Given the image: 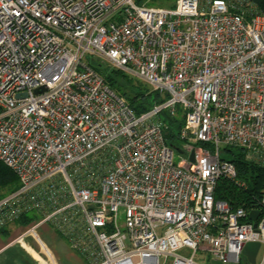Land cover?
<instances>
[{
	"label": "built area",
	"instance_id": "1",
	"mask_svg": "<svg viewBox=\"0 0 264 264\" xmlns=\"http://www.w3.org/2000/svg\"><path fill=\"white\" fill-rule=\"evenodd\" d=\"M137 3L0 0V163L18 179L0 198V232L32 218L13 243L30 237L49 258L46 225L86 264H197L198 251L249 264L251 242L264 264V194L256 228L214 199L220 178L244 186L221 148L264 168V17L251 0ZM94 56L163 102L134 116ZM177 107L174 149L159 115Z\"/></svg>",
	"mask_w": 264,
	"mask_h": 264
},
{
	"label": "trees",
	"instance_id": "2",
	"mask_svg": "<svg viewBox=\"0 0 264 264\" xmlns=\"http://www.w3.org/2000/svg\"><path fill=\"white\" fill-rule=\"evenodd\" d=\"M257 7V10L264 17V0H251ZM139 3L142 0H138ZM176 0L170 3L169 7L175 5ZM87 64L106 82L108 87L123 97L134 116L139 117L155 105L161 104L164 100L159 93L153 92L150 88L142 83L131 86L127 80L138 79L131 77L124 72L111 68L110 71L102 70L100 65L95 64L88 59ZM184 114L180 107L176 108V113L170 116L166 111L161 112L159 118L164 124L163 137L170 147L176 149L181 140L179 138L180 130L184 123ZM221 160L228 161L233 164L236 170V180L243 184V187L235 185L233 182L220 178L214 190V199L216 201L225 202L231 210L243 209L246 213L255 211L258 208L261 197L264 194V168L248 161L242 149L224 147L222 148ZM18 188V179L16 175L2 163H0V194L3 196L13 192ZM4 193V194H3ZM32 218H24L20 223L27 224ZM248 221V220H247Z\"/></svg>",
	"mask_w": 264,
	"mask_h": 264
},
{
	"label": "crops",
	"instance_id": "3",
	"mask_svg": "<svg viewBox=\"0 0 264 264\" xmlns=\"http://www.w3.org/2000/svg\"><path fill=\"white\" fill-rule=\"evenodd\" d=\"M30 222L26 225L17 222L0 232V264H85V261L68 247L63 238L46 225L40 226L37 233L50 254L49 258L30 237H25L21 244L13 243L24 233ZM260 258L261 253L257 256L256 264L259 263Z\"/></svg>",
	"mask_w": 264,
	"mask_h": 264
},
{
	"label": "rangeland",
	"instance_id": "4",
	"mask_svg": "<svg viewBox=\"0 0 264 264\" xmlns=\"http://www.w3.org/2000/svg\"><path fill=\"white\" fill-rule=\"evenodd\" d=\"M174 0H142L141 3H137L139 5L141 4H145L147 6H151V7H156V8H161V9H169V5L170 3H172ZM91 60L93 62H95V64L97 65H100L102 68V70L105 71V69L107 71H110L111 68H113L110 64H108L104 59L100 58V57H91ZM88 60H85V62L87 63ZM127 80L130 82L131 86H136L138 84H141V86H144L141 83L135 81V80H131V79H128ZM139 81V80H138ZM221 153L223 154L222 152V148H221ZM184 157L179 155L178 153H174V156H173V161H174V164H177L178 162H180ZM4 194V193H3ZM2 194H0V197H1ZM2 241H5V239L1 238ZM192 253L193 251L190 250V249H187V248H184L180 251L177 252L178 255L184 257V258H190L192 257ZM202 255L206 256V253H201L200 251H198L196 253V255L194 256L193 258V261L197 264H220V263H216V262H213V261H204L202 260ZM208 255V254H207ZM81 258V257H80ZM163 262V258L160 259V263ZM86 264V263H85Z\"/></svg>",
	"mask_w": 264,
	"mask_h": 264
},
{
	"label": "water",
	"instance_id": "5",
	"mask_svg": "<svg viewBox=\"0 0 264 264\" xmlns=\"http://www.w3.org/2000/svg\"><path fill=\"white\" fill-rule=\"evenodd\" d=\"M190 161H194V154L192 153L190 155ZM259 217V211H252L249 213V220L251 222H254L253 227L256 228V220ZM260 250V245L259 243H247L244 248L242 249V255L246 258L247 262L249 264H256V259L258 252Z\"/></svg>",
	"mask_w": 264,
	"mask_h": 264
}]
</instances>
